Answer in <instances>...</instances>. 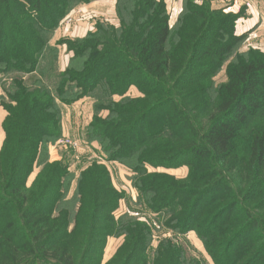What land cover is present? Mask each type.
<instances>
[{"label": "trees", "instance_id": "1", "mask_svg": "<svg viewBox=\"0 0 264 264\" xmlns=\"http://www.w3.org/2000/svg\"><path fill=\"white\" fill-rule=\"evenodd\" d=\"M91 1L0 0V264H100L95 248L121 234L110 261L146 264L149 229L114 218L120 195L107 167L48 161L64 133L60 104L85 97L90 144L134 173L152 212L195 231L214 264H264V51L240 50L247 34L235 32L238 13L214 0H182L173 25L163 0H116L117 26L98 21L51 44L67 15ZM63 44L72 56L60 70ZM223 65L225 81L212 88ZM131 87L141 95L128 98ZM181 165L183 179L147 168ZM170 251L164 264H175Z\"/></svg>", "mask_w": 264, "mask_h": 264}, {"label": "rangeland", "instance_id": "2", "mask_svg": "<svg viewBox=\"0 0 264 264\" xmlns=\"http://www.w3.org/2000/svg\"><path fill=\"white\" fill-rule=\"evenodd\" d=\"M247 1L252 3L250 0H214L212 3L215 6L217 5L218 7H222L223 11L226 13H238L237 20H241L243 19L246 13V10L244 9L245 7L244 4ZM179 13L180 12H177L174 16H172V20H170L172 25L174 24V21L176 20ZM63 24L64 21L60 24L59 27H61ZM54 34L55 33H53L52 38ZM47 59L48 61L47 63H44L43 67L44 70L47 68L45 74L49 76L50 63L53 61L52 53L47 55ZM225 78H226L225 65H223V67L213 77L212 88L224 82ZM2 81L3 80L1 79L0 84L2 83ZM140 95L141 93L136 89L133 90L132 92L126 93V96H128V98H136L139 97ZM114 98L116 101L120 99L119 96H115ZM101 99L102 101L105 100L103 95ZM70 126L73 128V131L63 133L61 137H59L55 141V143L49 146L48 161L51 162L54 160H61L62 163L69 164L70 169L74 171H79L83 169L92 161H95L99 164H104L107 167L111 176L112 185L117 191V193L120 195L118 207L113 212L114 218L117 220L119 219V216L121 214H127L131 216L132 219L145 223V225L149 229L148 231L149 243L145 247V251H144V254L146 255V259H147L146 264L166 263L165 260L168 257H170V254L172 252L170 250L176 251L175 254L172 256V258H170L172 259L171 261H173V263L175 264H214L213 259L208 254L205 248V244L203 240L199 237V235L195 231L193 230L180 231L178 228L169 226L166 224V219H168V216L170 217L168 213H160V214L156 212L154 213L152 212L151 209L147 207L146 203L143 200V197L141 196L137 188L133 185L132 177L134 173L131 170L124 168L122 165L107 162L101 159L97 151H95L100 146H98L96 142L93 143L95 146H92L85 134L87 131L85 123H82L80 125V123L77 122V124L72 123ZM59 139H69L73 142H76L78 144L77 150H74L72 148L58 150L57 148H55V146H56V142ZM52 148L54 153L58 151L59 154L58 155L53 154V156L50 158L49 149ZM60 154L62 157L60 156ZM147 168L149 172L166 173L168 175H171V177H174L175 179L186 178L189 171L187 165H181L177 168L152 167V166H147ZM38 171H39V167L36 164H34V167L27 178L28 186L32 182V181L30 182V180L34 179L35 174H37ZM74 185H75V181H72L71 187H69L67 193V197H65L67 200H69L72 197ZM262 230H263L262 235H264V225H262ZM122 241H123V234H121L120 236H115V235L108 236L105 239L103 246H98L97 248H95L97 249V251H99L100 264L123 263L121 257L110 261L115 256V253L118 250V247L120 246ZM261 241H263V238H260L257 244L260 243ZM166 254L167 256H164ZM161 255L164 256V260ZM137 264H139V262Z\"/></svg>", "mask_w": 264, "mask_h": 264}, {"label": "crops", "instance_id": "3", "mask_svg": "<svg viewBox=\"0 0 264 264\" xmlns=\"http://www.w3.org/2000/svg\"><path fill=\"white\" fill-rule=\"evenodd\" d=\"M169 12V23L171 24L172 16L182 9V0H163ZM245 2L244 9L246 13L241 20H237L235 24V32L237 34L246 33L247 38L242 44L240 50L248 49L249 47L264 51V0H250ZM116 0H92L87 4L75 7L64 19V24L55 30L51 44H55L60 38H80L86 35L87 32L94 29L98 21L107 22L117 26L119 24L115 14ZM236 5V4H235ZM234 5V7H235ZM244 10V11H245ZM172 25V24H171ZM58 66L60 70L66 68L72 52L67 50L65 44L59 45ZM135 90L131 87L128 91ZM3 95L2 87L0 86V96ZM62 114V124L64 133L73 131L70 126L72 123L87 124L91 117V101L89 98H83L73 104H60ZM7 115V111L0 104V148L3 144L5 133L2 128L3 120ZM71 123V124H70ZM79 126V125H78ZM62 150L60 147H55ZM53 148L49 149V157L53 154L58 155V151L54 153ZM61 156V154H60ZM55 157V156H54ZM62 157V156H61ZM36 176V174H35ZM33 181L32 179L30 182Z\"/></svg>", "mask_w": 264, "mask_h": 264}, {"label": "built area", "instance_id": "4", "mask_svg": "<svg viewBox=\"0 0 264 264\" xmlns=\"http://www.w3.org/2000/svg\"><path fill=\"white\" fill-rule=\"evenodd\" d=\"M55 147H60L62 149H74L77 150L78 144L76 142H73L69 139H59L56 142V146Z\"/></svg>", "mask_w": 264, "mask_h": 264}]
</instances>
